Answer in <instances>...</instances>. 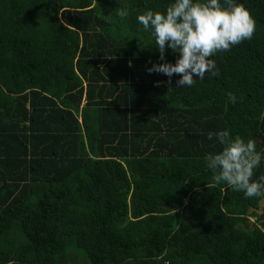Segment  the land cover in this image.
<instances>
[{"label":"trees","instance_id":"obj_1","mask_svg":"<svg viewBox=\"0 0 264 264\" xmlns=\"http://www.w3.org/2000/svg\"><path fill=\"white\" fill-rule=\"evenodd\" d=\"M174 2L0 0V264H264V199L205 160L223 130L264 156V0L218 76L156 86L137 16Z\"/></svg>","mask_w":264,"mask_h":264},{"label":"clouds","instance_id":"obj_2","mask_svg":"<svg viewBox=\"0 0 264 264\" xmlns=\"http://www.w3.org/2000/svg\"><path fill=\"white\" fill-rule=\"evenodd\" d=\"M119 15L127 17L128 9H120ZM137 20L155 37L159 59L164 61L154 63L148 72L161 73L169 78L165 82L157 81L156 86L161 83L171 85L174 74L180 76L177 87H192L206 74L218 76L217 65L211 57L250 40L256 29L250 10L236 0H223V3L221 0L203 3L175 0L166 12L149 9L138 14ZM166 49L179 53L175 64L167 62ZM228 98L233 104L237 102L233 93H229ZM214 135L223 148L219 153L205 156L207 167L213 172V181L216 184L226 182L233 191L243 192L246 198L264 199V175L258 180L252 179L254 170L264 159L256 150L255 141L251 138L245 140L240 135L233 138L229 130L210 132L208 138L212 139Z\"/></svg>","mask_w":264,"mask_h":264},{"label":"rangeland","instance_id":"obj_3","mask_svg":"<svg viewBox=\"0 0 264 264\" xmlns=\"http://www.w3.org/2000/svg\"><path fill=\"white\" fill-rule=\"evenodd\" d=\"M121 163H122L125 167H127V166H126V163H124V162H121ZM159 165H160L159 163H157V164L155 163V164H153V168H159ZM191 167H192L195 171H198V170H200V168H201V167L199 168L198 166H195V165H191ZM173 169H174V166H173V165H170L169 170L172 171ZM249 221H250V222H253V219H250Z\"/></svg>","mask_w":264,"mask_h":264},{"label":"water","instance_id":"obj_4","mask_svg":"<svg viewBox=\"0 0 264 264\" xmlns=\"http://www.w3.org/2000/svg\"><path fill=\"white\" fill-rule=\"evenodd\" d=\"M258 214H260V212H258Z\"/></svg>","mask_w":264,"mask_h":264}]
</instances>
